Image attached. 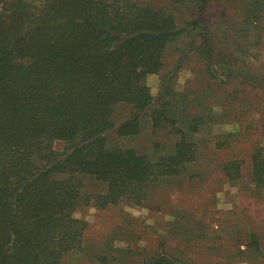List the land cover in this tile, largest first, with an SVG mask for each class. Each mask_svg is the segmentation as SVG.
Segmentation results:
<instances>
[{"label": "trees", "instance_id": "16d2710c", "mask_svg": "<svg viewBox=\"0 0 264 264\" xmlns=\"http://www.w3.org/2000/svg\"><path fill=\"white\" fill-rule=\"evenodd\" d=\"M169 1L187 9L182 26L139 0H0V264H67L87 226L74 214L80 201L100 208L141 204L152 184L197 158L190 134L205 117L192 116L183 130L169 100L156 105L146 77L160 71L167 47L182 32L199 37L186 41L184 56L199 51L216 77L205 32L208 0ZM251 5L257 18L258 3ZM233 64L219 65L233 72ZM163 81L166 93L171 87ZM144 115L156 132L166 122L174 125L171 152L152 159L134 146L109 144L111 132L138 135ZM56 141L65 143L62 150ZM242 162L229 161L224 174L239 175ZM251 162L253 180L263 181L260 149ZM82 176L104 182L105 190L83 192ZM251 238L258 246L256 235ZM171 259L157 255L149 262L179 263Z\"/></svg>", "mask_w": 264, "mask_h": 264}, {"label": "rangeland", "instance_id": "374dc122", "mask_svg": "<svg viewBox=\"0 0 264 264\" xmlns=\"http://www.w3.org/2000/svg\"><path fill=\"white\" fill-rule=\"evenodd\" d=\"M139 3L172 14L180 26L189 17L184 6L169 0ZM252 3H258L257 18L248 12ZM204 15L216 77L207 72L199 51L184 56L186 41L199 39L193 32L176 36L160 71L146 77L156 105L169 100L183 130L192 116L205 117L190 134L197 158L182 173L152 184L141 204L122 201L100 208L94 201H80L74 214L87 226L80 250L65 258L67 264H151L157 255L180 264H264V180L257 183L251 175L252 153L260 149L264 156V0H208ZM230 62L237 64L238 73L220 68ZM165 79L171 88L163 93ZM145 120L136 136L111 132L109 144L134 146L152 159L171 152L174 125L166 122L156 132L147 116ZM54 146L62 150L65 143ZM235 159L243 161L241 172L229 178L225 164ZM82 180L83 192L105 190L102 181Z\"/></svg>", "mask_w": 264, "mask_h": 264}]
</instances>
